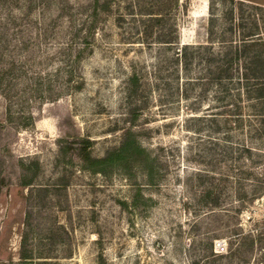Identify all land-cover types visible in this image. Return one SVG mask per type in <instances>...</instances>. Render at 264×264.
Instances as JSON below:
<instances>
[{"label": "rangeland", "instance_id": "374dc122", "mask_svg": "<svg viewBox=\"0 0 264 264\" xmlns=\"http://www.w3.org/2000/svg\"><path fill=\"white\" fill-rule=\"evenodd\" d=\"M104 1L0 0V264H264V99L212 62L264 0ZM127 128L151 179L79 155Z\"/></svg>", "mask_w": 264, "mask_h": 264}, {"label": "trees", "instance_id": "16d2710c", "mask_svg": "<svg viewBox=\"0 0 264 264\" xmlns=\"http://www.w3.org/2000/svg\"><path fill=\"white\" fill-rule=\"evenodd\" d=\"M108 1L102 3V7L107 8ZM99 0H93V10L90 15V22L88 31L92 30L95 24V18L98 15ZM253 36V37H250ZM241 38L239 42L234 45V50H227L223 55L219 56L216 60L212 58V62H220L214 69L213 79L218 82L232 79L235 75H240L246 80L255 81V94L254 98L257 100L264 99V43H261V38L258 33H252ZM259 35V36H258ZM257 37H259L257 39ZM232 42V41H231ZM232 45V43L230 44ZM261 45V46H260ZM233 46V45H232ZM256 47V48H255ZM244 59L246 62L245 67L241 70L239 62ZM236 66V67H235ZM132 90H137V77L133 75L130 79ZM0 126V137H1ZM89 141L85 142L78 148L80 157L84 160L85 165L92 172H100L107 174L109 169H122L124 171L129 170L134 165H138L142 168H147V176L153 178V166L149 156L145 150L138 144L136 137L134 136L131 128L125 130L124 139L121 144L109 150L102 157H93L88 150ZM3 181V178L0 177ZM31 178L24 179L21 184L27 186L31 183ZM2 191L0 185V192ZM22 257H26V253H22Z\"/></svg>", "mask_w": 264, "mask_h": 264}]
</instances>
